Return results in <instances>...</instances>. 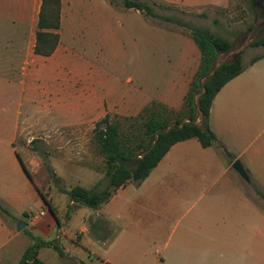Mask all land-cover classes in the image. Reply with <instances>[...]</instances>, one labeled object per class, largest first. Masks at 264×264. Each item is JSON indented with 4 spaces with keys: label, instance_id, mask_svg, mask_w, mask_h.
<instances>
[{
    "label": "rangeland",
    "instance_id": "rangeland-1",
    "mask_svg": "<svg viewBox=\"0 0 264 264\" xmlns=\"http://www.w3.org/2000/svg\"><path fill=\"white\" fill-rule=\"evenodd\" d=\"M140 1L148 5L152 16L125 8L122 0H75L69 5L71 12L64 15L61 47L53 56L35 55L27 36H35L36 31H20L29 49L22 65L19 57H10L4 48L12 39L11 32L1 31L0 177L4 176L5 187L0 188V198L15 192L13 185L18 184V199L10 212L14 222L17 219L16 229L18 221L29 222L41 206L52 204L44 199L49 194L51 199L59 195L68 203L65 192L72 186L106 188L105 158L95 132L96 122L105 115L117 124L120 139L134 142L142 139L140 123L149 112H164L172 119L188 115L185 99L201 55L193 44L194 30L229 41L231 50L237 49L254 27L256 38L264 34L260 31L264 11L250 0ZM168 56H176V60L167 81L159 84ZM262 56L264 46L250 44L240 58L242 65L248 66ZM8 139L27 167H32L33 158L38 159L40 170L33 179L23 169L20 177L13 172L3 147ZM249 178L247 187L263 208L259 218H264V181ZM68 207L66 213L73 216L82 206ZM77 223L67 221V236H73ZM57 229L51 239L58 235ZM29 230L24 227L18 237L7 240L0 264L19 263L26 248L24 235H29L32 244L38 243L37 235H30ZM46 254L49 264H56L57 254ZM61 257V264H73L72 259Z\"/></svg>",
    "mask_w": 264,
    "mask_h": 264
},
{
    "label": "crops",
    "instance_id": "crops-1",
    "mask_svg": "<svg viewBox=\"0 0 264 264\" xmlns=\"http://www.w3.org/2000/svg\"><path fill=\"white\" fill-rule=\"evenodd\" d=\"M74 1L61 0L60 41L53 54L43 57L59 51L64 15L71 12L69 5ZM41 3L0 0V35L10 31L12 37L4 48L10 57H19L21 65L29 49L20 31L38 30ZM27 37L33 51L36 32ZM1 45L0 40V50ZM175 60L176 56L167 57L164 77L157 83L167 81ZM209 127L217 136L214 145L203 147L197 138L176 142L145 179L127 182L98 209L82 206L67 216L72 203L61 201L59 195L54 199L47 195L52 204L41 206L40 213L26 222L28 233L39 238L38 258L49 264L46 253L53 251L56 264H61V256L73 264H264V218H259L263 208L247 182L232 170L233 162L239 160L251 178L264 181V56L244 66L217 92ZM8 140L3 147L13 172L20 177L19 153ZM37 160H31L32 167L26 165L32 177L40 170ZM2 177L0 188L5 187ZM13 186L15 192L0 198L7 210L0 212V253L10 237L19 236L17 219L14 222L10 217L19 190L17 183ZM34 187L42 196L35 182ZM69 219L77 223L73 236L65 232ZM56 227L58 235L51 239ZM28 236L22 239L26 248L19 259L32 245Z\"/></svg>",
    "mask_w": 264,
    "mask_h": 264
},
{
    "label": "trees",
    "instance_id": "trees-1",
    "mask_svg": "<svg viewBox=\"0 0 264 264\" xmlns=\"http://www.w3.org/2000/svg\"><path fill=\"white\" fill-rule=\"evenodd\" d=\"M122 1L127 9H136L148 15H153L152 10L143 1ZM256 1L250 0L253 6H255ZM61 4V0H42L37 23L38 30L36 31L33 48L35 54L50 56L56 50L60 41L58 30L61 25ZM193 32V42L200 50L201 55L195 79L185 99L184 107L189 110V113L182 117L183 119H189L191 122L199 120L194 107V95L200 91L199 79L210 72L216 61L218 50L226 53L232 47L229 41L221 37L207 35L201 30H194ZM251 45L264 46V34L256 38ZM260 58L253 59L250 64ZM243 70L244 66L239 57L235 61L223 63L215 74L205 82L207 93L199 99V105L203 112L202 126H195L191 122H187L182 128L173 127L169 131L163 132L161 130L168 128L171 124H180L183 119L179 116L172 119L164 112L151 111L140 123L143 130L142 139L139 142H134L132 140L124 141L119 138L117 124L110 122L108 114L96 122L95 132L99 141L100 152L105 158L107 185L103 191L98 190L97 187L88 189L80 185L72 186L70 190L65 192L72 203L68 209L70 210L74 206L98 209L109 200L118 188L127 182H139L145 179L176 142L197 138L203 147L214 145L217 142V136L209 127L212 101L217 92ZM156 135L157 140L153 145ZM223 149L227 152L225 148ZM17 156L24 171L32 179L21 157L18 154ZM44 199L46 203H49L46 197ZM0 212H7L1 200ZM67 216H69L68 213ZM37 250V244L33 243L30 245L18 264H28L29 261L32 264H46L38 258Z\"/></svg>",
    "mask_w": 264,
    "mask_h": 264
},
{
    "label": "water",
    "instance_id": "water-1",
    "mask_svg": "<svg viewBox=\"0 0 264 264\" xmlns=\"http://www.w3.org/2000/svg\"><path fill=\"white\" fill-rule=\"evenodd\" d=\"M255 5H258L260 7H262L263 11H264V0H257ZM255 28L254 27L250 33L248 34L247 38L241 43V45L237 48V49H232L231 51L229 52H220L218 50V56L216 58V61L214 63V65L212 66L210 72L205 75L204 77L200 78L199 79V87H200V91L197 92L195 95H194V107H195V110L197 112V115L199 117V120L198 121H190L189 119L187 118H184L180 124H171L168 128L166 129H163L161 131H169L171 128L173 127H177V128H182L183 125L187 122H191L192 124H194L195 126H202L203 124V112L200 108V105H199V99L204 96L206 93H207V90H206V87H205V82L210 79L216 72V70L225 62H228V61H235L237 60L241 53L244 51V49L249 46L255 39H256V34H254V31H255ZM260 31H264V21L260 24ZM224 56V59H221V57ZM230 56H233V58L231 60H227L228 57ZM159 132V131H158ZM157 132V133H158ZM157 140V135L155 137V141L153 143V145L155 144ZM233 168L237 171V173L247 182L250 181V178H249V175H248V172L246 171L245 167L243 166V164L239 161V160H235L233 162ZM26 223L23 222V221H18L17 223V230L21 231L24 227H26Z\"/></svg>",
    "mask_w": 264,
    "mask_h": 264
},
{
    "label": "built area",
    "instance_id": "built-area-1",
    "mask_svg": "<svg viewBox=\"0 0 264 264\" xmlns=\"http://www.w3.org/2000/svg\"><path fill=\"white\" fill-rule=\"evenodd\" d=\"M42 215L44 214V212L41 213Z\"/></svg>",
    "mask_w": 264,
    "mask_h": 264
}]
</instances>
